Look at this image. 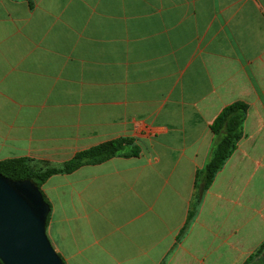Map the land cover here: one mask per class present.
Listing matches in <instances>:
<instances>
[{
    "label": "crops",
    "instance_id": "1",
    "mask_svg": "<svg viewBox=\"0 0 264 264\" xmlns=\"http://www.w3.org/2000/svg\"><path fill=\"white\" fill-rule=\"evenodd\" d=\"M248 105L244 134L177 240L210 124ZM47 236L66 264H244L264 241V0H0V160L57 167Z\"/></svg>",
    "mask_w": 264,
    "mask_h": 264
},
{
    "label": "trees",
    "instance_id": "2",
    "mask_svg": "<svg viewBox=\"0 0 264 264\" xmlns=\"http://www.w3.org/2000/svg\"><path fill=\"white\" fill-rule=\"evenodd\" d=\"M248 105L243 101H234L224 106L210 124L212 143L207 160L198 168L194 176V193L186 221L177 240L187 232L202 202L204 193L212 184L217 172L236 149L238 141L244 134V121ZM138 149L130 137H118L82 149L62 165L57 167L34 168L30 159L25 157L0 160V173L12 180H29L41 191V185L53 174L71 173L80 166L104 162L114 156H135ZM42 193V191H41ZM51 212V204L42 193ZM244 264H264V241L251 253Z\"/></svg>",
    "mask_w": 264,
    "mask_h": 264
},
{
    "label": "water",
    "instance_id": "3",
    "mask_svg": "<svg viewBox=\"0 0 264 264\" xmlns=\"http://www.w3.org/2000/svg\"><path fill=\"white\" fill-rule=\"evenodd\" d=\"M49 210L31 181L0 173V264H66L46 233Z\"/></svg>",
    "mask_w": 264,
    "mask_h": 264
}]
</instances>
